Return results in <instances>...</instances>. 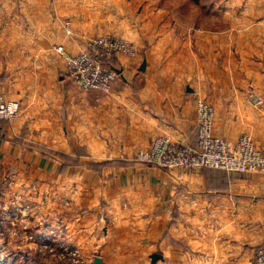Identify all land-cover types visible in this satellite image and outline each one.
I'll list each match as a JSON object with an SVG mask.
<instances>
[{"label": "crops", "instance_id": "0c3cea01", "mask_svg": "<svg viewBox=\"0 0 264 264\" xmlns=\"http://www.w3.org/2000/svg\"><path fill=\"white\" fill-rule=\"evenodd\" d=\"M154 2L0 0V88L21 103L18 119L0 122V170L18 177L5 196L46 199L56 228L67 226L61 248L82 264H151L155 253V264H250L264 243L263 174L170 171L136 156L158 137L195 146L198 97L215 107L214 136L249 134L264 150V0L228 3L229 23L209 29ZM102 35L139 51L115 60L110 93L84 92L56 48L77 54ZM76 148L114 164L63 172L57 153Z\"/></svg>", "mask_w": 264, "mask_h": 264}, {"label": "built area", "instance_id": "2783aa9c", "mask_svg": "<svg viewBox=\"0 0 264 264\" xmlns=\"http://www.w3.org/2000/svg\"><path fill=\"white\" fill-rule=\"evenodd\" d=\"M68 35L73 34L70 21L65 24ZM65 62L66 76L84 92L110 93L118 76L114 62L120 56L135 57L137 45L124 38L102 35L88 38L84 49L77 54L56 48ZM21 114V104L6 100L0 88V120L13 122ZM215 107L207 99H196L195 121L197 141L195 146L174 142L167 137L156 138L148 149L140 150L136 161L167 170L199 171L214 169L235 175L260 173L264 175V150L260 149L249 134L236 141H227L213 135ZM75 264L84 260L80 251L64 248ZM250 264H264V243L255 253Z\"/></svg>", "mask_w": 264, "mask_h": 264}, {"label": "rangeland", "instance_id": "374dc122", "mask_svg": "<svg viewBox=\"0 0 264 264\" xmlns=\"http://www.w3.org/2000/svg\"><path fill=\"white\" fill-rule=\"evenodd\" d=\"M152 1L165 11L168 18L183 20L189 25L199 23L208 29L219 26L224 28L229 23L228 21L222 23L225 17L227 19L230 17L228 3L235 2L241 5L247 2V0ZM236 13L233 11V15ZM63 75L70 79L66 72ZM15 178L18 179L10 171L0 170V264H75L70 253H66L58 241L57 234L61 231V235L64 236L67 226L64 223L61 230L59 226L56 228L52 221L57 213L54 208L47 207L46 199L40 201L44 203L42 208H37V201L32 200V196L25 195L21 189L13 194L14 199L5 196L6 193L11 195L12 189L15 188L18 181ZM56 222L59 225V219Z\"/></svg>", "mask_w": 264, "mask_h": 264}, {"label": "trees", "instance_id": "16d2710c", "mask_svg": "<svg viewBox=\"0 0 264 264\" xmlns=\"http://www.w3.org/2000/svg\"><path fill=\"white\" fill-rule=\"evenodd\" d=\"M0 122H5L4 120H0ZM75 156L74 155H70V154H65L62 152H58L57 154L61 157H63L66 161V163H64L61 166V170L63 172H65L67 170V168L69 166H77V165H83V166H88L94 170L100 171L102 168L106 167V166H111L114 164L113 161H106V162H102V161H95L93 160L88 154H86L83 149L81 148H76L75 149Z\"/></svg>", "mask_w": 264, "mask_h": 264}, {"label": "water", "instance_id": "95a60500", "mask_svg": "<svg viewBox=\"0 0 264 264\" xmlns=\"http://www.w3.org/2000/svg\"><path fill=\"white\" fill-rule=\"evenodd\" d=\"M145 65H146V63H143V65L141 67L142 70H145ZM161 258H162V256L160 254H158V253L153 254L151 264H155ZM102 262H103V260L100 257H96L93 264H102Z\"/></svg>", "mask_w": 264, "mask_h": 264}]
</instances>
